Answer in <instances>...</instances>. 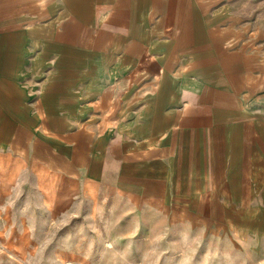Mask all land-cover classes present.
<instances>
[{"label": "crops", "instance_id": "obj_1", "mask_svg": "<svg viewBox=\"0 0 264 264\" xmlns=\"http://www.w3.org/2000/svg\"><path fill=\"white\" fill-rule=\"evenodd\" d=\"M241 11L0 0V160L264 243V72L246 66L264 60Z\"/></svg>", "mask_w": 264, "mask_h": 264}, {"label": "rangeland", "instance_id": "obj_2", "mask_svg": "<svg viewBox=\"0 0 264 264\" xmlns=\"http://www.w3.org/2000/svg\"><path fill=\"white\" fill-rule=\"evenodd\" d=\"M240 21L264 60V0H242ZM246 66L264 72V63ZM12 171L0 160V264H264V243L214 216Z\"/></svg>", "mask_w": 264, "mask_h": 264}]
</instances>
